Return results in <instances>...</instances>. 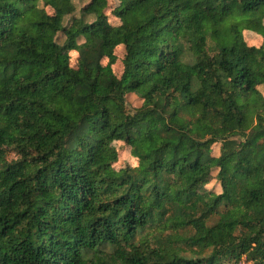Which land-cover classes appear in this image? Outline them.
Here are the masks:
<instances>
[{"label": "trees", "instance_id": "trees-1", "mask_svg": "<svg viewBox=\"0 0 264 264\" xmlns=\"http://www.w3.org/2000/svg\"><path fill=\"white\" fill-rule=\"evenodd\" d=\"M108 7L0 0V264H264V0Z\"/></svg>", "mask_w": 264, "mask_h": 264}, {"label": "rangeland", "instance_id": "rangeland-1", "mask_svg": "<svg viewBox=\"0 0 264 264\" xmlns=\"http://www.w3.org/2000/svg\"><path fill=\"white\" fill-rule=\"evenodd\" d=\"M87 1L88 0H75L76 11L72 15H69L66 17L65 23L68 22L73 15L75 16L81 15V8ZM116 5H117V0H109V7L107 8V12L111 14L112 10L114 9ZM84 17L87 21H91L93 19L92 15H84ZM111 19H114V17ZM247 32H251V31L244 32L245 39L247 40L248 44L259 46L261 43V39L257 37L256 35H252V34L247 35ZM64 38H65L64 34L62 32H59L57 35V40L62 43L64 41ZM115 54H116V60L113 63V68H114L115 73L118 76H120L123 71L122 60L125 55V47L123 45L117 46L115 49ZM77 59H78V53L76 51L71 52V65L75 66L77 64ZM106 62H107V59H106ZM261 89L264 90L263 87H261ZM127 104H128V108L131 110L133 108L139 107L142 104V99L137 94L130 93L127 95ZM219 145H220L219 143H216L213 145L212 147L213 155L219 154L218 152ZM112 146L118 150L119 157H120L119 162L116 165L124 164V163H128L129 165H135L137 163L135 158L132 156L130 152V147L124 145L122 141H113ZM17 157L18 155L14 151H11V150L7 151L8 160L16 159ZM215 173L216 172H214V175ZM206 187L216 193L221 192V186L216 179H213L209 184L206 185ZM184 253L186 255L192 254V252L189 251L188 249Z\"/></svg>", "mask_w": 264, "mask_h": 264}]
</instances>
